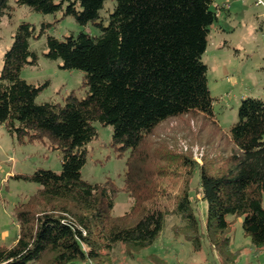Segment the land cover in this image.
I'll return each instance as SVG.
<instances>
[{
    "label": "trees",
    "instance_id": "1",
    "mask_svg": "<svg viewBox=\"0 0 264 264\" xmlns=\"http://www.w3.org/2000/svg\"><path fill=\"white\" fill-rule=\"evenodd\" d=\"M104 1L15 0L42 13L61 10L100 32L81 31L64 39L46 35L45 56L60 59L62 68L84 72L86 94L78 97L71 91L63 104L37 102L42 86L20 76L25 65L37 60L29 47L36 36L31 23L17 25L3 54L0 123L19 141L47 139L63 155L59 171L37 168L13 175L38 189L15 206L19 231L10 245H0V264H38L44 255V264H99L102 253L117 244L130 251L151 245L168 213L156 198L134 189L140 186L143 139L161 122L189 113H201L219 127L202 61L218 5L212 7L213 0H115L104 25L99 16ZM9 10L8 0H0V21ZM96 121L112 126V145L130 150L122 188L81 176L85 145L97 134ZM227 135L232 148L219 166L212 160L196 164L207 205L205 226L221 234L223 244L230 226L227 216H241L244 234L255 250H264V99L242 97L238 120ZM182 163L187 166V159ZM119 190L132 195L133 209L137 205L132 217L111 214ZM173 213L193 233L174 229V234L197 247L202 233L188 188L175 196Z\"/></svg>",
    "mask_w": 264,
    "mask_h": 264
},
{
    "label": "rangeland",
    "instance_id": "2",
    "mask_svg": "<svg viewBox=\"0 0 264 264\" xmlns=\"http://www.w3.org/2000/svg\"><path fill=\"white\" fill-rule=\"evenodd\" d=\"M8 4L10 10L0 21V69L17 25L29 22L36 35L30 39L29 47L37 60L35 64L25 65L20 76L42 86L36 101L63 104L71 91L83 97L87 90L84 72L62 68L60 59L45 56L46 35L64 39L81 31L98 34L100 29L91 23L82 25L61 10L42 13L15 0H8ZM114 4L115 0H105L99 9L104 25ZM215 5L219 7L217 19L209 26L202 61L207 66L213 116L219 127L201 113H189L161 122L143 139L138 150L142 161L140 186L136 184L134 189L143 191L150 199L156 198L168 215L159 237L151 245L130 251L125 245L117 244L111 251L102 253L99 264H264V250H255L250 237L244 234L241 216H227L230 226L225 231L227 241L223 244V236L210 233L205 226L207 205L198 188V165L212 160L217 161L214 165L217 167L231 150L227 134L238 120L240 99L246 96L264 99V4L255 0H213L212 7ZM43 24H46L45 31L40 33ZM93 125L97 134L85 145L86 160L81 176L91 183L110 180L122 188L130 150L111 144V125L98 121ZM62 155V150L47 139L19 141L0 123V245H10L19 231L15 206L27 201L38 189V184L13 175L30 174L37 168L59 171ZM185 158L187 166L182 163ZM183 187L188 188L199 220L202 234L197 247L184 235L173 232L179 229L193 234L183 229L179 217L173 213L174 198ZM133 206L132 195L119 190L114 196L111 214L132 217L137 205L134 209ZM47 259L44 255L38 264H44Z\"/></svg>",
    "mask_w": 264,
    "mask_h": 264
},
{
    "label": "built area",
    "instance_id": "3",
    "mask_svg": "<svg viewBox=\"0 0 264 264\" xmlns=\"http://www.w3.org/2000/svg\"><path fill=\"white\" fill-rule=\"evenodd\" d=\"M255 2L258 4H264V0H255Z\"/></svg>",
    "mask_w": 264,
    "mask_h": 264
}]
</instances>
